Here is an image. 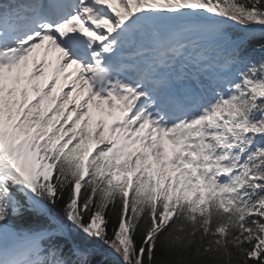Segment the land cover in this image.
I'll use <instances>...</instances> for the list:
<instances>
[{
  "label": "snow or ice",
  "instance_id": "6c2138e0",
  "mask_svg": "<svg viewBox=\"0 0 264 264\" xmlns=\"http://www.w3.org/2000/svg\"><path fill=\"white\" fill-rule=\"evenodd\" d=\"M0 264H264V0H0Z\"/></svg>",
  "mask_w": 264,
  "mask_h": 264
}]
</instances>
